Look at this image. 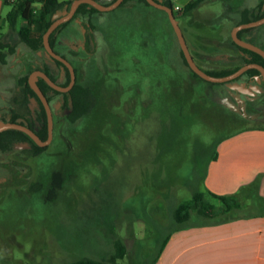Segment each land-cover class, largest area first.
Wrapping results in <instances>:
<instances>
[{
  "label": "rangeland",
  "instance_id": "rangeland-1",
  "mask_svg": "<svg viewBox=\"0 0 264 264\" xmlns=\"http://www.w3.org/2000/svg\"><path fill=\"white\" fill-rule=\"evenodd\" d=\"M189 1L171 0L180 7L174 14L195 63L230 67V60L221 59L238 55L231 31L241 10L261 0H209L183 15ZM9 9L6 4L0 27V41L12 47L0 49V120L10 109L24 113L19 78L48 64L56 80H64L44 49L30 50L10 30L4 20ZM253 28L241 39L264 49V24ZM55 39L54 50L93 92V107L69 121L61 95L49 92L53 126L46 149L38 155L27 144L0 150L2 264L102 260L117 239L126 254L116 264H156L163 239L180 229L172 210L195 190L205 191L203 177L218 143L264 126V115L238 116L237 110L251 111L261 81L248 83L243 76L222 84L193 77L164 12L138 0L80 15ZM52 173H59L60 187L51 198Z\"/></svg>",
  "mask_w": 264,
  "mask_h": 264
},
{
  "label": "trees",
  "instance_id": "trees-1",
  "mask_svg": "<svg viewBox=\"0 0 264 264\" xmlns=\"http://www.w3.org/2000/svg\"><path fill=\"white\" fill-rule=\"evenodd\" d=\"M73 0H14L13 2H8L10 5L9 11L6 13L4 20L10 30H16L19 40L24 43L30 50L37 51L39 49H44L42 43V36L50 23L55 19L56 16L62 15L69 10ZM99 2V0H96ZM110 2L103 3L108 5ZM128 0H123L119 6L125 4ZM143 2L145 5H149L146 0H138ZM159 3L169 6L174 14V7L171 0H155ZM209 1V0H193L186 3L182 7L181 13L183 15L189 14L192 12L199 4ZM36 4L39 7H36ZM118 6V7H119ZM94 7L89 4H81L78 6L73 17L59 25L49 36V44L54 50L56 46V33L59 32L62 28L66 27L70 22H72L76 17L80 15H92L94 13H100ZM164 12V11H163ZM166 15V13L164 12ZM264 16V0H261L255 8H244L241 10L239 21L236 25L241 23H247L253 20H257ZM167 17V15H166ZM174 17L176 18L175 14ZM168 19V18H167ZM22 20L23 24L16 28L18 21ZM88 26L92 29V24L88 23ZM254 28H245L237 32V36L242 38L243 34L253 30ZM63 45L61 41L57 43ZM230 45L237 49L238 55L234 58H229L228 56L224 59H221L222 62L227 60L231 61L230 67H223L220 69H207L201 68L206 73L222 77L229 75L236 71L239 67L248 63H258L264 67V59L258 53H255L246 48L240 47L230 38ZM9 48L12 50V47L7 43L0 41V49ZM45 50V49H44ZM55 51V50H54ZM56 52V51H55ZM47 53V52H46ZM57 53V52H56ZM48 57L55 64L60 66L63 69V78L62 82L56 80V76L53 73V69L48 65L44 64L41 71H43L53 82L58 83L59 85L66 86L70 80V74L67 67L60 61L52 58L48 53ZM61 55V54H60ZM65 58L64 55H61ZM180 56L183 60V63L189 68L187 62L183 56L182 51L180 50ZM194 60V57L192 55ZM228 58V59H227ZM75 84L73 87L65 93L56 91L52 89L42 78H37L36 84L42 93L46 96L48 102L50 103L52 98L48 95V92L52 94L61 95L62 100L60 103V108L63 111L64 116L69 121H76L77 119L87 116L90 114L93 107V92L88 87H85L77 82V70L75 67ZM193 77L200 78L194 72L191 71ZM246 76L248 78V83L258 77L262 85V94L257 97L255 102L251 106V111H243L239 108L237 109L240 114H251V115H264V82L261 78L260 72L257 69H248L238 78L228 81L234 82L239 78ZM210 83V82H208ZM226 82L222 83L225 84ZM18 86L21 93V98L19 104L24 108V113L10 109L9 115L6 118H2L3 121L17 122L19 119H23V122L27 127H29L41 140H45L48 135L47 129V117L45 109L42 105V102L30 87L28 83V75H25L18 80ZM245 112V113H244ZM250 128H264L262 127H250ZM27 144L28 150L33 155H38L40 152L46 149V147L38 146L27 134L22 131L15 129H8L0 132V150L8 151L11 150L14 146ZM52 179L55 181L54 188L51 189L50 196L52 198L55 193L56 188L60 187L58 184L60 180L59 173H52ZM31 190L37 192L39 186L32 184ZM25 194V193H23ZM36 194V193H34ZM31 195V193H30ZM208 196L218 199L221 202V206L217 207L208 200ZM236 201L234 197H227L216 195L211 192H205L200 190H195L191 198L180 202L171 213L173 222L177 224L176 228H182L193 224L192 219L201 218V219H211L216 216H219L225 212L230 211L232 208L236 207ZM158 233V232H157ZM168 236H166L161 244L160 250L164 247ZM114 252L111 253L107 258L102 260H96L91 257H82L76 261L70 262L68 264H116L118 260L124 258L126 254V246L121 240H115L113 242ZM158 252V253H159Z\"/></svg>",
  "mask_w": 264,
  "mask_h": 264
},
{
  "label": "crops",
  "instance_id": "crops-1",
  "mask_svg": "<svg viewBox=\"0 0 264 264\" xmlns=\"http://www.w3.org/2000/svg\"><path fill=\"white\" fill-rule=\"evenodd\" d=\"M13 1L0 0V27ZM203 185L205 192L234 197L237 206L171 232L156 264H264V128L221 140Z\"/></svg>",
  "mask_w": 264,
  "mask_h": 264
},
{
  "label": "water",
  "instance_id": "water-1",
  "mask_svg": "<svg viewBox=\"0 0 264 264\" xmlns=\"http://www.w3.org/2000/svg\"><path fill=\"white\" fill-rule=\"evenodd\" d=\"M122 1L123 0H114L112 3L105 5V4H102L96 0H73L70 7H69V10L62 15L56 16L55 19L50 23V25L47 27V29L43 33L42 43H43V47H44L45 51L52 58L63 63L67 67L69 74H70V80L66 86H62V85H59L58 83L53 82L41 70H33L28 75V83H29L30 87L33 89V91L36 93V95L38 96L40 101L42 102V105H43L45 112H46L47 129H48L47 138L45 140H41L29 127H27V125L24 124L23 119H19L17 122L0 120V132L8 130V129H15V130H19V131H22L25 134H27L40 147H44L50 143V140L52 138V126H53L52 111H51V107H50L45 95L42 93V91L37 86L36 80H37V78L40 77L52 89H55L56 91H59L62 93H65V92H68L73 87V85L75 84V79H76L75 71H74V68L71 65V63L66 58H64L60 54L56 53L51 48V46L49 44L50 34L59 25L69 21L73 17V15L75 14L78 6L83 4V3L91 5L92 7L97 9L98 11L106 12V11H111V10L117 8L122 3ZM146 2L149 5L157 8V9H160L166 13L168 21H169L170 25L172 26V28L176 34V37L178 39L181 51H182L183 56L187 62V65L189 66L190 70L192 72H194L196 75H198L201 79L208 81V82H212V83H224V82L232 81V80L238 78L248 69H257L260 72L261 78L264 82V67L258 63L244 64L241 67H239L236 71H234L233 73L226 75V76H222V77L212 76V75L206 73L205 71H203L193 60L192 55H191V53L187 47V44L185 42L184 37H183L181 28H180L176 18L174 17L172 9L169 6L164 5L162 3H159L155 0H146ZM262 24H264V16L257 19V20H253V21H250L247 23L238 24L231 31V39L240 47H243V48L251 50L255 53H258L264 59V49L254 45L252 43L244 41L237 36V32L241 29L253 28V27H257V26L262 25Z\"/></svg>",
  "mask_w": 264,
  "mask_h": 264
},
{
  "label": "built area",
  "instance_id": "built-area-1",
  "mask_svg": "<svg viewBox=\"0 0 264 264\" xmlns=\"http://www.w3.org/2000/svg\"><path fill=\"white\" fill-rule=\"evenodd\" d=\"M174 9L177 11V10H180V7L178 6H175Z\"/></svg>",
  "mask_w": 264,
  "mask_h": 264
},
{
  "label": "flooded vegetation",
  "instance_id": "flooded-vegetation-1",
  "mask_svg": "<svg viewBox=\"0 0 264 264\" xmlns=\"http://www.w3.org/2000/svg\"><path fill=\"white\" fill-rule=\"evenodd\" d=\"M48 95H49V92H48ZM46 97V96H45ZM47 99V98H46ZM48 101V100H47ZM49 103V102H48ZM49 105H50V107H51V102L49 103ZM51 111H52V109H51ZM52 117H53V115H52Z\"/></svg>",
  "mask_w": 264,
  "mask_h": 264
}]
</instances>
